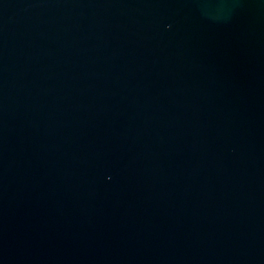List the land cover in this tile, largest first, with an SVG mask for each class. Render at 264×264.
<instances>
[{"label": "water", "instance_id": "95a60500", "mask_svg": "<svg viewBox=\"0 0 264 264\" xmlns=\"http://www.w3.org/2000/svg\"><path fill=\"white\" fill-rule=\"evenodd\" d=\"M0 264H264V0H0Z\"/></svg>", "mask_w": 264, "mask_h": 264}]
</instances>
